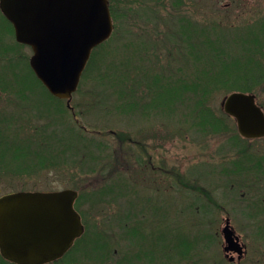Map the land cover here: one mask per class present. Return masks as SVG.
Listing matches in <instances>:
<instances>
[{"label":"rangeland","instance_id":"1","mask_svg":"<svg viewBox=\"0 0 264 264\" xmlns=\"http://www.w3.org/2000/svg\"><path fill=\"white\" fill-rule=\"evenodd\" d=\"M110 2L118 10L113 26L119 34L96 53L91 77L82 83L79 93L72 96L69 106L66 102L58 104L51 100L32 78L29 72L31 50L13 45L9 26L0 14V41L1 44L9 42L11 49L8 52V47L4 46L8 53H0V147L11 146L26 153L25 156L7 154L0 158V196L18 191H76L75 203H78L87 230L84 241L87 242L93 232H101L106 237L103 232L111 225L116 240L112 250L118 253L115 260L123 252L149 249L144 244L138 245L139 239L131 245L126 239L120 240L124 237V224L119 221L127 218V229L133 225L144 227L142 232L149 236L147 232L151 233L154 228L153 214L157 213L154 204L159 200V217L156 218L163 227L161 234L169 236L170 220L173 227L169 241L186 247L191 240L190 255L199 251L197 242L202 237L211 243L205 248L210 258L205 264H226L221 249V229L228 219L235 234L246 245L245 255L237 264H264V179H259L264 177L260 175L264 172L253 170L255 162L264 164V138L244 140L235 136V122L224 116L220 107L222 98L230 92L223 87L208 102L215 117L222 120L223 131L219 134L199 131L191 124L192 93H185L176 111L165 110L162 117L149 103L150 98H156L159 93L154 85L156 78L152 77L155 72L167 75L182 65L186 69V63H181L179 56L184 49L181 34L185 23L188 29L194 27L195 31L196 28H214L210 37L220 35L218 45L228 46L230 38L236 34L239 37L248 25L264 19V0ZM144 7L146 12H143ZM179 29L181 33L175 34ZM257 30L255 27L251 31ZM188 33V45L202 39L208 46L206 39L195 36L191 30ZM152 40L157 43L146 42ZM237 42L231 45L238 51ZM189 46L183 51H188ZM230 51L234 50L230 48ZM131 55H135L137 61H133ZM260 58L264 62V57ZM135 67L138 69L134 70ZM123 71L128 73L123 78L125 83L120 84V89L127 91L125 97L117 95V84L113 88L110 84L108 91L104 88L100 94L97 79L101 84L110 83ZM101 72L104 80L97 78ZM132 77L139 83V105L135 111L128 106L121 108L130 99L129 91L135 88L132 84L137 81ZM162 93L168 98V91ZM253 93L264 110V83ZM170 97L164 105L173 107L175 96L171 94ZM56 108L63 112L58 113ZM54 123L57 126L53 128ZM47 128L54 133L53 142L40 138L47 134ZM37 144L50 148L48 153L52 157L48 158L53 160L50 165L42 166L32 154L30 156ZM151 164L161 167L162 173L155 167L152 174ZM34 165L37 167L33 168ZM187 175L197 179L190 180ZM103 182L109 190L105 198L96 199L91 209L84 195L95 193ZM197 183L204 190L202 196L191 192L194 195L187 197V188L192 187L194 191ZM167 201H171L172 207ZM198 202L202 203L200 212L196 211ZM196 219H202V225H197ZM81 246L78 243L67 258L56 264H105L104 258L96 259L82 252ZM178 256L175 257L179 259ZM180 260L176 264H191L189 261L179 263Z\"/></svg>","mask_w":264,"mask_h":264},{"label":"water","instance_id":"2","mask_svg":"<svg viewBox=\"0 0 264 264\" xmlns=\"http://www.w3.org/2000/svg\"><path fill=\"white\" fill-rule=\"evenodd\" d=\"M12 23L15 40L31 49L29 66L53 96L70 100L92 49L107 40L113 25L108 0H0ZM221 107L246 139L264 137V112L252 93L232 92ZM77 193L15 192L0 197V251L18 264H45L59 259L83 233L73 208ZM238 259L239 237L229 220L221 230Z\"/></svg>","mask_w":264,"mask_h":264},{"label":"trees","instance_id":"3","mask_svg":"<svg viewBox=\"0 0 264 264\" xmlns=\"http://www.w3.org/2000/svg\"><path fill=\"white\" fill-rule=\"evenodd\" d=\"M110 10H111V15L113 16V19L114 18L117 19L116 15H118V10L117 8L112 7L111 2H110ZM146 11L147 9L144 7L143 12H146ZM263 23H264V19H260V21L253 22L251 26L248 25V28H246L244 33L240 34L239 37L236 34L234 35L233 38H230L229 40L230 42H228L229 43L228 46L224 45V43L218 45L219 43H221L220 35H217L215 38L210 37V36H213V30H215L214 28L210 30L209 28L206 30H204L203 28L201 29L196 28V31H195L194 27H192L191 29H188L189 25L186 26L187 23H185L186 27L185 26L183 27L184 29L182 30L184 32L181 34L183 38L182 45H184V49H187V47L189 45L190 46L188 48V51L187 50L183 51L184 49L181 50L179 56L182 59L181 63L183 62L186 63V65H184L186 69L184 70V68L182 67L183 65H182L181 67L177 66L175 69L171 70L169 74L167 75L163 74L164 72L162 73H160L159 71L155 72V74L152 77L156 78V80L154 81V85H156L159 93L156 98L154 99L150 98L149 103H150L151 108H157L158 110L157 114L158 116L160 115L161 117L162 115H164L165 112L163 111L165 110H167V112H169L168 110H170V112H174L176 111V107H177L180 97L182 98V96H184L185 93L189 92L193 94V97L191 98V104L190 105L188 104L189 107L191 108L189 110L193 111V114H194V115L193 114L191 115L193 119L191 124L193 125L195 124L194 127H196L197 130L199 131H209V132H214L217 134H219V131H223L222 120L220 118L215 117V114L211 110V106L208 104V102L211 101L213 95L217 91L222 89V87L226 88L227 91H230V92L234 90H238L242 92H247V93L252 92L253 93L256 91L257 87H259L260 85L264 83V62H261L263 61V59L260 58V56L264 57ZM259 25H262V26L259 27ZM255 27L258 28L257 32H252L251 30H253ZM180 30L181 29H179V31L175 34H180L181 33ZM188 30L193 31L195 33L194 34L195 36L199 35L202 38L206 39L208 46H205L202 43V39H200L199 42L196 41V43H190L188 45V41L186 37L187 35H189ZM207 30L210 31L211 33H208ZM231 30H234V29H231ZM204 32H206L207 35H205L206 33ZM115 34H119V32L114 30L109 40H107L105 43H103L102 45H100L99 47L93 50L90 60L87 64V67L81 77L79 87L82 85V83H85L89 77H91L90 76L91 71L96 66V62H95L96 53L99 50H101L104 46H106L111 41V39L115 37L114 36ZM231 41L234 43L238 41L237 43L239 44V47H240L238 51L231 45L233 44ZM146 42L152 45H155L157 43L154 40L150 42L148 41ZM15 46L16 48L24 47L23 45H19L18 43H15ZM230 48H232L234 51H230ZM176 55H177L176 57H178V54ZM134 56L131 55V57H133V61L136 59V57ZM195 67H196V71H195ZM137 69L138 67L134 68V70H137ZM29 72H30V75H32V78H35L31 69L29 70ZM186 72L188 73L186 74ZM127 74L128 73H125L124 71L121 72L120 74L117 75V79L114 78V80H112L110 83L101 84L99 80L97 79L98 83L101 85L100 86L99 84L96 83L100 87L99 89L100 94H101V91H103L104 88L107 89V87L110 84H112L111 88H113L115 84H117V88H116L117 95L119 96V98L125 97V95L127 94V91H125L124 88L123 90H121L120 84L125 83L123 81V78H125V75ZM97 78L104 80L103 73L101 72V74ZM132 78H134L133 80L134 82L137 81L135 77H132ZM36 81L40 84V82L37 79ZM93 83H94V80H93ZM132 85L135 88L129 91V94H130L129 100L131 101L129 100L125 101L121 105V108H127L126 106H128V108H133V111H135V108L138 107L139 105V102L137 101V90L139 88V83L137 81L133 83ZM40 86L42 87L41 84ZM43 90L51 100H55L56 103L58 104H61L63 102L53 97L51 94H49V92L45 88H43ZM79 90L80 89L78 88V91H77L78 93H79ZM163 90L169 92V96L166 99L164 98V93H162ZM171 94L175 96L173 107L164 105L166 100L167 99L169 100L171 98L170 97ZM187 100L188 98L186 99V101ZM121 108L118 107L117 109L121 110ZM56 110L58 113L63 112L61 108H56ZM124 110L126 111V109ZM223 115L225 116V114ZM52 126L54 128L57 126V124L54 123L52 124ZM46 131H47V134L40 138H43L44 141L46 142L48 140L53 142L52 140L54 138L53 131L49 128H47ZM237 135L238 133L236 132L235 136L241 138L239 135L238 136ZM1 138H3V136H1ZM5 138H8V137L6 136ZM57 141H61V140H57ZM33 149L34 150L30 152V156L32 154V156L37 159L40 165L45 164L48 166L53 162V160H49L48 158L50 156L52 157V154L48 153L50 150L49 147L43 148L41 147V144H37ZM61 151L63 152L62 149ZM7 154H9L12 157L26 155L25 152L18 150V148L14 149L11 146H7L4 148L0 147V158L3 156H6ZM75 155L76 154H74L73 156ZM255 163L256 165H254L255 168H253V170L256 171L257 169L258 171L264 172V164L258 163V162H255ZM35 167L37 166L34 165L33 168ZM100 184L101 185L99 186L98 190L95 193L84 195L85 200H88L90 202L91 206L90 205L89 206L91 207V209H93L92 207L96 199H98L99 196L102 199L105 198V195L109 190V187L107 186L105 182L100 183ZM76 207L78 208L77 202H76ZM78 210L80 211L79 208ZM123 218L124 217H122V219L119 222L122 223L124 220L127 219V218L126 219L125 218L123 219ZM263 231H264V228H263ZM93 234L97 236H102L101 232H98V233L93 232L92 236ZM127 235L129 236L128 237L129 242H133L134 237H137L138 239H144V241L149 240V237L146 234H144L142 231L139 232L136 227L127 229ZM86 237H87V231L83 235V237H81L78 240V243H84V244L87 243L89 240H87V242L84 241ZM104 238L105 237L102 236L100 238H97L95 241H93L94 247L92 250L94 253H97V254L99 253L100 258H104L108 251L106 240H104ZM162 240L167 241L165 234H162L161 241ZM188 242L189 243L186 247L185 246L181 247V243L179 242L171 241L170 243L172 247L171 249L172 253L176 252L177 255L181 257V260L179 263L187 262L190 259L188 258V256H190L189 250L193 247V244H191V240ZM178 249H181V250L179 251ZM111 250H112V247H111ZM145 252L146 251H144V249L140 248L135 253L132 251L128 253L129 254L132 253L133 255H140V254H144ZM103 263H105V260L103 261Z\"/></svg>","mask_w":264,"mask_h":264},{"label":"flooded vegetation","instance_id":"4","mask_svg":"<svg viewBox=\"0 0 264 264\" xmlns=\"http://www.w3.org/2000/svg\"><path fill=\"white\" fill-rule=\"evenodd\" d=\"M5 21L8 24L9 29H10V27H11L10 23L6 19H5ZM3 27L5 28L4 25H3ZM1 43L2 42L0 41V51H6L7 50L4 46H7L8 50H9V46H10L9 42L7 44L6 43L5 44H1ZM144 166H145V168L148 167V165H146V164H144ZM155 167H157V166L152 165V164L149 166V169L151 170L152 174H153V170L155 169ZM156 169L159 172H160V170H162L161 167H159V166ZM160 173H162V172H160ZM149 174H150V176L152 178V174L151 173H149ZM260 175H264V174H260ZM186 177L188 179H190V180H194V179L196 180L197 179V178H192L190 176L188 177V175ZM262 178L264 179V177H260L259 179H262ZM195 187H194V191H193L192 187H190V188L188 187L187 188V191H188V192L186 191L187 197L194 195V194H192L193 192L196 193L199 196H202L204 190L200 186V183H197ZM156 201H155L156 203L154 204L155 205L154 208H156L155 210H156L157 213L153 214V218H154L153 219V225H154V228L152 229V235H153V237H152V240H153L152 241V251L144 253V254H140V255H134L133 257H129L128 256V252H123L119 256L118 260H115V257L117 256L118 253H117L116 249L112 250V252L110 251L111 247L116 243L115 237H113L114 234L112 233V227L110 225V227H107L106 230H105L106 237L104 238V240H106L107 249H108V251L106 253V256L104 257L105 264H175V255H173V253L171 251V249H172V247L170 245L171 241H169L170 235L168 236L167 241H165V240L161 241L162 234H161L160 221H159V218H156V217H159V213H158L159 200H156ZM167 202H169V204L171 205V201H167ZM198 203H199L198 210L196 209V211L200 212V210H202V207H201L202 203H200V202H198ZM161 205H162V203L160 201V206ZM187 205H190V204L188 203ZM154 208H152L153 212H155ZM75 210L79 213L78 209L75 208ZM79 215H80V213H79ZM80 217H81V220H82L83 217L81 215H80ZM170 223H171V221L169 220L168 228H172L171 226H169ZM196 223H197V225H202L203 220L202 219L201 220L196 219ZM123 224H124L123 225V230H124L123 236L124 237H121L120 240L124 241L125 239L126 240L128 239L127 229H126L127 222H123ZM140 231H142L141 228H140ZM171 231H172V229H169L168 233L170 234ZM97 238H100V237L94 235L92 237V240L95 241ZM93 241H92V243H93ZM143 241H144V239H141V242H143ZM197 243L199 244V251L195 252L194 255L188 256V258H190L189 262L191 264H204L206 261H210V258L208 257L207 253L205 252L206 251L205 248H207L208 246H211V243L206 242L205 239L202 238V237L199 238V241ZM240 244L242 245L243 249L246 252V245L241 241V239H240ZM224 246H225V244L221 242L222 251H223ZM93 247H94V245H93ZM84 249H85V246L81 249V251L84 250ZM161 249H162V251H161ZM223 254H224V258L226 259V264L227 263L228 264H233V263L237 264L243 258L242 257L241 259H237V255H236V253L234 251H229L228 253H224L223 252ZM97 255L99 256V253ZM74 259H76V258L74 257ZM99 259H102V258H99ZM0 264H14V263L6 261V259L0 253Z\"/></svg>","mask_w":264,"mask_h":264}]
</instances>
